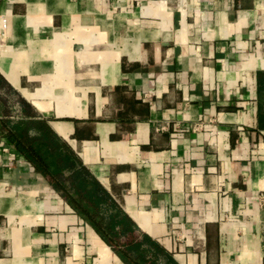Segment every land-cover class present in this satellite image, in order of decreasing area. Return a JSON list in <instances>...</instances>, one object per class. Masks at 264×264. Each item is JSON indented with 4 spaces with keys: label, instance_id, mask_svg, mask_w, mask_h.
Masks as SVG:
<instances>
[{
    "label": "crops",
    "instance_id": "obj_1",
    "mask_svg": "<svg viewBox=\"0 0 264 264\" xmlns=\"http://www.w3.org/2000/svg\"><path fill=\"white\" fill-rule=\"evenodd\" d=\"M21 101L157 264H264V0H0V264H126L6 137Z\"/></svg>",
    "mask_w": 264,
    "mask_h": 264
},
{
    "label": "trees",
    "instance_id": "obj_2",
    "mask_svg": "<svg viewBox=\"0 0 264 264\" xmlns=\"http://www.w3.org/2000/svg\"><path fill=\"white\" fill-rule=\"evenodd\" d=\"M21 103L24 118L17 123L3 119L8 140L62 191L69 204L99 231L126 264H157L165 256L164 250L151 238L137 234L134 221L108 199L86 168L78 166L76 157L66 150L47 120L33 118L29 104ZM32 131L39 133L33 135Z\"/></svg>",
    "mask_w": 264,
    "mask_h": 264
},
{
    "label": "built area",
    "instance_id": "obj_3",
    "mask_svg": "<svg viewBox=\"0 0 264 264\" xmlns=\"http://www.w3.org/2000/svg\"><path fill=\"white\" fill-rule=\"evenodd\" d=\"M5 151H7V148L4 149ZM261 199V206L264 208V194L260 196Z\"/></svg>",
    "mask_w": 264,
    "mask_h": 264
},
{
    "label": "rangeland",
    "instance_id": "obj_4",
    "mask_svg": "<svg viewBox=\"0 0 264 264\" xmlns=\"http://www.w3.org/2000/svg\"><path fill=\"white\" fill-rule=\"evenodd\" d=\"M12 116H16V115H12Z\"/></svg>",
    "mask_w": 264,
    "mask_h": 264
}]
</instances>
